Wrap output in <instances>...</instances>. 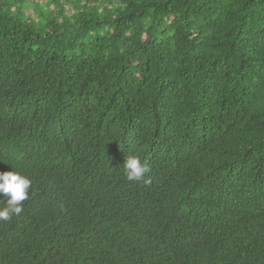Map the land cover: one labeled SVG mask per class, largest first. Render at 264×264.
<instances>
[{
	"label": "trees",
	"instance_id": "obj_1",
	"mask_svg": "<svg viewBox=\"0 0 264 264\" xmlns=\"http://www.w3.org/2000/svg\"><path fill=\"white\" fill-rule=\"evenodd\" d=\"M7 171L0 264H264V0H0Z\"/></svg>",
	"mask_w": 264,
	"mask_h": 264
},
{
	"label": "clouds",
	"instance_id": "obj_2",
	"mask_svg": "<svg viewBox=\"0 0 264 264\" xmlns=\"http://www.w3.org/2000/svg\"><path fill=\"white\" fill-rule=\"evenodd\" d=\"M128 156L123 164L128 181L148 184L150 167L148 160L137 153ZM126 156H123L126 157ZM31 179L17 171L0 172V222H7L23 210V202L29 198Z\"/></svg>",
	"mask_w": 264,
	"mask_h": 264
},
{
	"label": "rangeland",
	"instance_id": "obj_3",
	"mask_svg": "<svg viewBox=\"0 0 264 264\" xmlns=\"http://www.w3.org/2000/svg\"><path fill=\"white\" fill-rule=\"evenodd\" d=\"M66 8H68V7H66Z\"/></svg>",
	"mask_w": 264,
	"mask_h": 264
}]
</instances>
